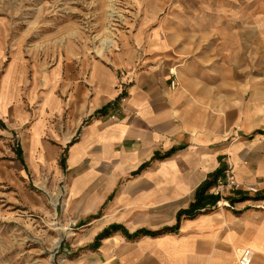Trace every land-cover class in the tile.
Listing matches in <instances>:
<instances>
[{
  "label": "crops",
  "instance_id": "crops-1",
  "mask_svg": "<svg viewBox=\"0 0 264 264\" xmlns=\"http://www.w3.org/2000/svg\"><path fill=\"white\" fill-rule=\"evenodd\" d=\"M198 10L212 18L197 21V71L165 61L177 38L150 33L136 38L148 55L125 61L142 69L122 94L101 65L44 74L27 150L64 157L65 206L85 237L77 246L99 245L74 264H230L239 247L264 264V0H202ZM17 87L10 70L4 116ZM44 139L54 145L39 148ZM228 168L239 188L218 203L230 209L190 213L196 189Z\"/></svg>",
  "mask_w": 264,
  "mask_h": 264
},
{
  "label": "rangeland",
  "instance_id": "rangeland-1",
  "mask_svg": "<svg viewBox=\"0 0 264 264\" xmlns=\"http://www.w3.org/2000/svg\"><path fill=\"white\" fill-rule=\"evenodd\" d=\"M199 1L0 0V87L10 70L18 80L9 115L0 114V264H74L98 251L96 242L77 246L85 237L65 206L64 157L59 161L50 153L39 161L27 150L45 72L60 63L66 71L97 64L114 73L117 90L118 72L132 67L125 63L129 53L148 55L136 38L146 41L150 33L164 41L177 38L173 45L179 49L165 61L176 63V70L188 64L194 69L197 21L212 18V13L198 10ZM205 2L212 7L213 0ZM15 114L26 115V121ZM53 145V140L44 139L39 148ZM247 195L259 198L258 193ZM257 204L250 205L256 210ZM252 264H262L261 258L254 256Z\"/></svg>",
  "mask_w": 264,
  "mask_h": 264
},
{
  "label": "built area",
  "instance_id": "built-area-1",
  "mask_svg": "<svg viewBox=\"0 0 264 264\" xmlns=\"http://www.w3.org/2000/svg\"><path fill=\"white\" fill-rule=\"evenodd\" d=\"M142 61L138 62L132 68L124 69L118 72L116 89L118 90L119 94H122L125 88L131 83L134 75L139 69H142ZM171 86L174 88L176 83L174 81L171 82ZM110 119H114V116H110ZM239 188L237 184L234 174L231 168H228L222 176H219L215 179L213 186L208 190V194L218 197L219 199L228 192H235ZM256 189L252 187H247L246 191H250L255 193ZM218 205V202L216 203ZM253 259V252L248 249L244 248L238 252L236 258V264H252Z\"/></svg>",
  "mask_w": 264,
  "mask_h": 264
},
{
  "label": "trees",
  "instance_id": "trees-1",
  "mask_svg": "<svg viewBox=\"0 0 264 264\" xmlns=\"http://www.w3.org/2000/svg\"><path fill=\"white\" fill-rule=\"evenodd\" d=\"M211 185V181H206L202 185H200L195 192L194 203L190 205L189 212L193 213V211L197 209H203L206 206H214L220 199L218 197L212 196L208 194V189ZM103 234L98 236V239L101 238Z\"/></svg>",
  "mask_w": 264,
  "mask_h": 264
},
{
  "label": "bare ground",
  "instance_id": "bare-ground-1",
  "mask_svg": "<svg viewBox=\"0 0 264 264\" xmlns=\"http://www.w3.org/2000/svg\"><path fill=\"white\" fill-rule=\"evenodd\" d=\"M178 67V66H177ZM171 72H174L173 69L171 70ZM5 91V90H4ZM10 96V95H9ZM4 102H5V98L2 96V94L0 93V114L4 116L5 114V110L3 108L4 106ZM221 202V201H220ZM219 202V203H220ZM218 203V205H219ZM240 250V247L239 248H236L233 250L232 252V259L230 260V264H236V258H237V255H238V252Z\"/></svg>",
  "mask_w": 264,
  "mask_h": 264
}]
</instances>
